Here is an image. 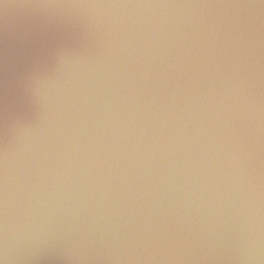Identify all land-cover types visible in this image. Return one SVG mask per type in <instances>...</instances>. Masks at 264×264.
<instances>
[{
	"label": "water",
	"instance_id": "95a60500",
	"mask_svg": "<svg viewBox=\"0 0 264 264\" xmlns=\"http://www.w3.org/2000/svg\"><path fill=\"white\" fill-rule=\"evenodd\" d=\"M0 264H264V0H0Z\"/></svg>",
	"mask_w": 264,
	"mask_h": 264
}]
</instances>
